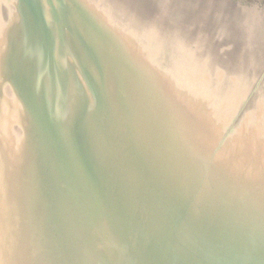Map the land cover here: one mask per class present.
Instances as JSON below:
<instances>
[{
    "label": "water",
    "instance_id": "water-1",
    "mask_svg": "<svg viewBox=\"0 0 264 264\" xmlns=\"http://www.w3.org/2000/svg\"><path fill=\"white\" fill-rule=\"evenodd\" d=\"M0 264H264V0H0Z\"/></svg>",
    "mask_w": 264,
    "mask_h": 264
}]
</instances>
